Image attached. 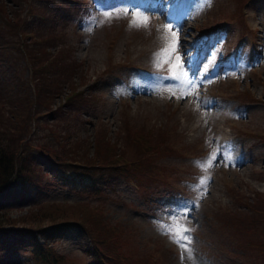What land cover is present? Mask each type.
Wrapping results in <instances>:
<instances>
[{"label": "rangeland", "instance_id": "rangeland-1", "mask_svg": "<svg viewBox=\"0 0 264 264\" xmlns=\"http://www.w3.org/2000/svg\"><path fill=\"white\" fill-rule=\"evenodd\" d=\"M169 2L0 0V135H8L24 121L29 124L21 142L6 149L18 152L25 145H33L31 140L39 130L40 118L49 126L60 124L54 127L56 130L65 124L69 136L59 131L56 136L62 143L66 139L67 143L75 141L62 150L78 151L83 140L88 145L82 146H86L88 163L98 161L89 156L94 140L100 137L110 154L101 162L115 170L110 177L91 182L78 172L74 179L79 183L75 186L55 184L39 194H24L12 207L0 206V220L18 217L26 226L44 224L46 221L40 219L48 218V213L52 221L70 210L46 209L47 203L66 202L72 208H82L74 203L82 199L96 210L92 212L99 222L125 234L120 246L116 244L122 252L118 254L123 260L119 264H263L243 249L244 241L221 227L219 217L233 208L243 209L237 203L242 196H249L252 191L264 194V0H196L192 11L205 14L190 22L171 19L177 14L168 9ZM138 3L146 6H136ZM77 7L85 11L82 19L81 14L76 17L80 11ZM53 12L57 14L54 19ZM133 13H139V18L147 17L148 26H133ZM23 18L28 28L41 33L42 42L34 31L23 36L25 25L18 23ZM204 19L230 21L211 39L199 68V73L207 75L203 82L211 78L217 82L206 90L204 86L192 85L182 97L149 68L159 72L169 68L167 64L158 67L156 55L166 41L173 39L172 33L165 31L166 24L178 31L179 46L171 63L182 64L188 51L185 43L195 37V29L202 26ZM43 26H50L54 44L46 38ZM3 39L9 46L2 45ZM39 42L48 53L46 63L62 62L54 63L56 71L46 73H53L54 77H45L40 86L35 79L32 81L28 65L30 60L37 61L36 57L42 60L35 47L30 46ZM215 42L221 46L216 50L211 48ZM26 43L34 56L26 54ZM249 44L258 46L260 52L254 64L247 66L239 59V49ZM16 46L21 53H17ZM223 51L228 56L221 69L224 76L220 77L217 59ZM195 53L189 54L191 62ZM235 66L238 67L234 69ZM17 72L22 75L15 79ZM182 86L178 84V88ZM206 92L221 97L207 105L215 99L209 100ZM72 100L80 107L75 112L65 108ZM36 107H41L42 114L37 113ZM60 108L66 112L62 119L51 118ZM134 133L160 149L148 154V181L137 172L125 178L129 160L135 156L136 148L128 139ZM211 140L214 145L216 141L227 144L217 149L208 146ZM207 150L208 156L204 157ZM221 152L230 153L234 159L219 157ZM88 163L82 164L89 168ZM120 168L125 172L116 171ZM144 186L147 187L143 189ZM148 189L153 193L145 196ZM166 190V196L160 194ZM18 192V185L5 189L0 203H7L11 194ZM246 200L252 202L250 197ZM32 202L39 204L29 207ZM30 208L37 210L27 212ZM75 216L78 221L84 218L77 212ZM87 223L94 226L89 217ZM176 223L191 229L185 233L191 242L181 241L189 251L167 232ZM75 225L62 228L57 235L46 228L44 243L52 252L69 257L63 264H90V256L85 254L89 246L87 234L83 227L84 231ZM257 236L264 238L263 234ZM0 264L43 263L30 256L26 247L16 244L13 253L0 257Z\"/></svg>", "mask_w": 264, "mask_h": 264}, {"label": "trees", "instance_id": "trees-1", "mask_svg": "<svg viewBox=\"0 0 264 264\" xmlns=\"http://www.w3.org/2000/svg\"><path fill=\"white\" fill-rule=\"evenodd\" d=\"M58 6L59 5H56L55 7ZM55 17H57V14L56 12H53L52 19ZM18 23L25 25V18ZM43 30L46 34V38L50 39V44H54V38L51 39L50 36V26H43ZM21 31L23 32V36L32 34L34 31L35 36L37 35L36 38L41 39V33L38 35L39 33L37 30L30 29L26 25ZM9 33H12V25L9 27ZM43 40L44 39H41V42ZM41 42L30 44V46L35 47L37 50L36 55L40 54L42 60H40L39 57H36L37 61L30 60L29 63L27 61L29 69L31 70L32 81L33 79L38 81L39 86L40 81L46 80L45 77L49 78L48 80H51V77H54L53 73H51L53 76H48L46 74L47 72L56 71L54 63H62L59 60H50L46 63L45 60L48 57V53ZM17 43L18 42H16V44ZM2 45L9 46V42L3 39ZM16 47L17 53H21L20 47ZM25 47L27 50L26 54L34 56L30 53L31 49L28 43L25 44ZM11 65L13 69H15V66L13 64ZM20 75H22L21 72H17L15 79H18ZM18 87L19 86H15V88ZM73 103L74 100L69 102L65 108H68L69 111L72 112L79 110L80 107ZM36 108L38 109L37 113L42 114V112H40L41 107ZM65 108L56 109L51 118L58 116L62 119L61 115L66 113L64 111ZM67 118L68 116L66 115L64 120L67 121ZM45 121L47 122V120ZM28 125L29 124L24 121L15 126L14 130L16 133H14L13 130L8 135H0V145H2L0 146V198L4 196L5 189L14 185H18L19 187L17 195L11 194L12 197L6 201L7 203H0L1 207H4V204L5 206L12 207V203L21 200L24 194H39L55 184L62 185L63 183H69L70 186H75L79 183L77 182L79 180L74 179V176L78 172L82 177H85L86 180L88 178L90 182L96 181L97 178L103 176L110 177L114 174L112 171L115 170L101 162V160L109 157L110 154L109 151H106L107 147L100 137L98 140H94L92 148L93 152H91V155L89 156L96 158L98 161L88 163L86 160V158L89 159L86 150V146L88 147V145H86L83 140L79 142L78 151L74 149L62 150L65 146L70 145L75 141L67 143L66 139V141L62 143L59 137L56 136L57 131L63 132L65 136H68L69 133L64 130L66 128L65 124L61 125L60 130H56L54 127L58 128L60 124L56 123L53 126H49L46 123H42L40 118L37 119V125L39 128L37 134L34 136V133H32V136H34V139L31 140L33 145H25L24 149L18 152L6 149L18 145V143L21 142L28 132ZM43 127H47V130H42ZM46 132H49V135H46ZM128 139L130 144L135 146L136 151L135 156L129 160L130 165L126 169L125 178L129 179L131 178L132 173L137 172L141 177H145L146 181H148L146 177L148 174L146 169L150 168V165L147 164L150 161L148 159V154L150 152L156 153L160 149H158L159 147L157 145L151 144L141 134L136 135V133H134V135H130ZM3 145L5 146L3 147ZM83 145L86 146L82 148ZM31 146H34V149L28 152V150L31 149L29 148ZM40 146H43V148ZM83 162L85 164L88 163L87 166L89 168H86L85 164H82ZM102 167L107 169H102ZM116 171L122 173L125 172V169L120 168ZM139 186L141 185L139 184ZM146 187L147 186H144L143 189ZM94 188L99 190L98 187ZM168 192L169 190H166L160 194L166 196ZM152 193L153 190L148 189L145 192V196ZM247 197H250L252 202L247 201ZM74 203H78L77 206L81 204L82 208H72L66 202L63 205L51 202L47 203L46 209H59L61 212L67 209L70 210L68 213L61 215L56 220L52 221L51 213H48V218L40 219L46 221L44 224L41 223L39 225L26 226L24 225V220L18 217H6L4 222L0 220V257L13 253L16 244H18L26 247L30 256L36 257L43 264H60L64 258L65 260L62 262L63 264L69 257L51 251V247L44 243V239L46 238L44 236V231L46 228H50L53 235H57L62 228L78 224L75 226L80 227L81 229L83 227L89 240V246L85 254L90 256V264H119V261H123L118 257V254L122 252L116 249V244L119 245L121 238H125V234L121 231H116L113 227L106 225L104 222H99L97 214L92 212L96 210L93 206L89 208V205L82 202V199ZM237 203L241 205L243 209L236 210L233 208L230 211L223 212L222 216L219 217L222 225L221 227L231 230L232 233L244 241L245 244L243 249L249 251L250 255L256 258V261L259 260L264 264V238L257 236L258 234L264 235V194L252 191L249 196H242V199L237 200ZM37 204H39V202H32L29 207ZM97 208H99V206H97ZM36 210L37 209L30 208L27 212H33ZM75 212L82 215L84 218L81 221H78ZM2 215L3 213L0 214V217ZM88 217L94 221L93 227L88 225ZM16 224L20 225L17 226Z\"/></svg>", "mask_w": 264, "mask_h": 264}, {"label": "snow or ice", "instance_id": "snow-or-ice-1", "mask_svg": "<svg viewBox=\"0 0 264 264\" xmlns=\"http://www.w3.org/2000/svg\"><path fill=\"white\" fill-rule=\"evenodd\" d=\"M125 15H127V11L124 12ZM132 21L130 22L133 26L136 27H147L148 26V18L143 17L139 18L140 14L139 13H133L132 14ZM166 32H171L173 39L170 41H166L163 47H161L158 50L157 55V60H158V67H162L165 64L169 66V71L172 73L168 78L169 79H174L177 80L181 83V85L188 84L190 85L191 82L187 80V76L185 73L182 71V64L176 63L173 64L171 63L172 60V55L175 53L177 47L179 46V39H178V31L173 30V27L171 24H166L164 26ZM177 61H179V56H176L175 58ZM187 92L186 90H182V96L186 95ZM214 159V157H213ZM201 184L204 183V181L200 182ZM191 229L187 228L183 224L176 223L173 225H170L169 228L167 229V232L170 236L171 239H173L174 242L180 243V246L185 249V251H189L187 248V245L185 243H181V241H186L187 243H190V238L185 235V233L190 232Z\"/></svg>", "mask_w": 264, "mask_h": 264}]
</instances>
